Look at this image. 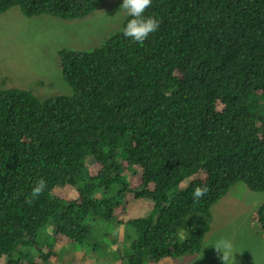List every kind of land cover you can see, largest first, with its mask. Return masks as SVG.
I'll return each mask as SVG.
<instances>
[{
  "label": "trees",
  "instance_id": "1",
  "mask_svg": "<svg viewBox=\"0 0 264 264\" xmlns=\"http://www.w3.org/2000/svg\"><path fill=\"white\" fill-rule=\"evenodd\" d=\"M105 1L0 0V13L84 18ZM148 15L160 24L142 45L117 31L93 49L60 48L68 93L0 80V264H43L48 225L101 256L104 238L122 239L129 247L114 263L170 264L202 250L210 208L231 185L264 191V0H152ZM121 158L143 168L141 184ZM39 179L45 191L29 203ZM197 185L209 191L193 202ZM119 206L129 216L111 232L82 227L85 217L109 224ZM254 213L264 226V202ZM29 245L43 261L17 259Z\"/></svg>",
  "mask_w": 264,
  "mask_h": 264
},
{
  "label": "rangeland",
  "instance_id": "2",
  "mask_svg": "<svg viewBox=\"0 0 264 264\" xmlns=\"http://www.w3.org/2000/svg\"><path fill=\"white\" fill-rule=\"evenodd\" d=\"M122 2L123 0H106L95 12L81 19H63L50 15L28 17L18 6L1 13L0 80L5 79L8 86L27 87L31 84L33 91L41 97H48V93L53 92L68 93L70 87L62 81L59 72V49L89 50L102 45L113 33L121 30L120 25L125 18V11L120 9ZM39 79L48 84L40 85ZM86 164L88 168H93L95 163L88 157ZM72 190L65 193L67 198L78 193V189ZM263 202L264 191L251 190L244 182H236L213 205L212 219L203 239L202 250L164 260L170 261V264H222L212 244L221 238H227L236 252L234 264H264V229L254 218V212ZM116 212L109 224L102 225L98 220L90 219L91 217L84 218L83 221L94 228H104L105 232H111L112 227L118 224L122 210L117 208ZM42 236L48 237V240L43 237L44 241L40 242L44 247L47 245L45 241L52 240L51 225L42 231ZM104 236L107 237L106 234ZM108 240L104 238L105 243L109 244L110 255L101 256L87 251V255L95 259L92 263H89L91 260L86 256L83 245L77 246L76 242H72L65 246L63 238L55 242L48 259L43 261L35 251L33 257L43 261V264H119L118 260L114 263L112 257L116 254L120 258L121 251L128 245L122 239L112 236ZM28 248L16 257L26 254ZM5 262L6 259L3 260Z\"/></svg>",
  "mask_w": 264,
  "mask_h": 264
},
{
  "label": "clouds",
  "instance_id": "3",
  "mask_svg": "<svg viewBox=\"0 0 264 264\" xmlns=\"http://www.w3.org/2000/svg\"><path fill=\"white\" fill-rule=\"evenodd\" d=\"M151 3H152V0H123L122 4L120 5V9L125 11L124 20H126L127 17H130L128 19L126 25L120 31H122V33H123V35L125 37L131 38L132 41H134V42H136L138 44H141V45L149 37L150 34L156 32L158 30L159 24H160V21L155 16H152V15L145 16V11H146V9H148L151 6ZM13 6H18L19 7V5H11V6H9V8H7L5 11H3L1 13L6 12L8 9H10ZM21 11H22V9H21ZM42 15H47V14H42ZM191 15H197V13H192ZM28 17H31V16H28ZM72 19H81V18H72ZM120 28H121V25H120ZM38 82L42 86L48 84V82H46L43 79H39ZM222 108H223V105H222V103L219 102L218 103V109L221 110ZM151 111H153V108H152V110H150V111H148L146 113L151 114ZM257 111H258V113L261 116H264V100H263L262 97H258ZM149 119H150V115H148L145 118V122H146L145 124L146 125H149V123L151 122V121H149ZM91 159L94 161L95 164H97L93 158H91ZM121 162H122L121 167L126 169V172H125L124 175L127 176L128 179L131 176H133L131 181L134 180L135 182L141 184L142 177L138 176L135 173V171L136 172L140 171V173H141L143 168L141 166H139V165H136V163H137L136 161L133 163V160H124L123 158H121ZM137 168L139 170H136ZM134 173H135V175H134ZM195 179H198V175L195 176ZM240 182H242V181H240ZM46 186H47L46 185V181L44 179L37 180V182L33 185L32 189H31L30 196L26 198V199H28V202L31 203L32 200H34V199L38 198L39 196H41L44 193ZM230 187H229V189H230ZM150 188H151V190H157V191L160 190V189L156 188V186H154V185H150ZM208 191H209V189H208L207 185H202V186H198L197 185V187L194 188L193 193H192L193 202H198L201 198H203L207 194ZM227 192L222 197H224L227 194ZM78 194H79V190H78V193L72 198H76L78 196ZM97 197L98 196L96 194L95 198H97ZM222 197L217 199L216 202L218 200H220ZM216 202H214L212 204L211 208H210L211 219H212V207H213V205ZM117 208H120L122 210L121 216L118 217V223H120V222L124 221L129 216V214H123V206H119ZM116 209H115L114 214H112V217L114 215L116 216V214H117ZM136 214H141V213H136ZM141 216H146V214L140 215V216H136V217H141ZM254 218L257 219V221H258V218L256 217L255 213H254ZM210 223H211V221H210ZM87 224H89V225H87ZM259 224L262 227V229H264V226H262L263 224L261 222H259ZM82 227L87 229V228H90L92 226H91L90 223H84L82 225ZM209 227H210V224H209ZM181 231L182 232L179 233V236H180V238H182V240H184L186 235H185V232L183 230H181ZM91 232L93 233L91 237H94L95 228L92 229ZM54 236L56 238V241H61V239L63 238L65 246H67L68 244L74 242L73 240L67 239L65 236L57 237L55 235V233H53L52 238ZM55 242H54V245H55ZM76 244H77V246H81V245L84 246V248L86 250L85 254H86V256H88L90 258L89 260H91L89 263H92L93 261H95V259H92L89 255H87V251L95 252V253H97L99 255L98 252L93 250L87 243H83V244L76 243ZM212 245L214 246V248H215V250H216V252H217V254L219 256V259L222 262V264H234V261H235L234 253H236V252L234 251L233 245H232L230 240H228L227 238H221V240H219L218 242H216V243H214ZM27 247H29L28 248V252L26 254H24V255H21V257H17V259L18 258L22 259L24 256H28V257L31 258V255L32 256L34 255L33 251L38 253V250L36 248H34L33 246L29 245ZM41 247H42L43 253L48 255V257H47V259H48L49 258V254H51V253L47 252L49 247L47 245L44 246V247L43 246H41ZM44 250H46V251L44 252ZM55 255H59V253H55ZM4 259H6V261L8 260L7 257H3L2 261Z\"/></svg>",
  "mask_w": 264,
  "mask_h": 264
}]
</instances>
